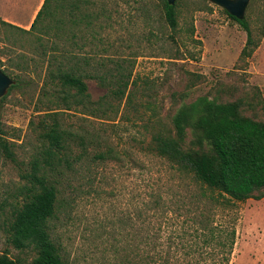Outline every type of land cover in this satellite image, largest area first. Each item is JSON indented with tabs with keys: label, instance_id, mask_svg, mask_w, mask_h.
Here are the masks:
<instances>
[{
	"label": "rangeland",
	"instance_id": "rangeland-1",
	"mask_svg": "<svg viewBox=\"0 0 264 264\" xmlns=\"http://www.w3.org/2000/svg\"><path fill=\"white\" fill-rule=\"evenodd\" d=\"M18 1L0 0L1 67L19 81L0 101V127L15 154L0 152V254L20 264H33L37 255L8 241L5 222L31 185L33 162L43 160L44 134L54 121L46 111L53 108L70 133L62 161L47 167L59 191L53 238L68 264L119 263L141 226L161 222L138 217L144 201L153 193L184 199L197 188L152 147L155 135L173 133L181 104L204 95L238 101L245 115L264 121V0L246 10L255 38H262L247 59H241L247 31L210 0H177V30L161 0H59L31 32L1 23L6 15L25 24L42 0ZM58 66L96 76L86 78L89 98L58 95L62 87L52 83ZM236 209L232 264H264V197Z\"/></svg>",
	"mask_w": 264,
	"mask_h": 264
},
{
	"label": "trees",
	"instance_id": "trees-1",
	"mask_svg": "<svg viewBox=\"0 0 264 264\" xmlns=\"http://www.w3.org/2000/svg\"><path fill=\"white\" fill-rule=\"evenodd\" d=\"M58 1L44 0L29 29L4 19L1 23L31 32L44 16L53 15V4L57 5ZM161 4L168 24L177 30V4L167 0H161ZM74 5L77 3L73 2ZM225 11L248 33L241 52V59H247L262 38H255L247 17L239 19ZM261 35L264 36V26ZM2 64L0 59V67ZM53 72L57 75H52L53 86L62 87L57 89L59 96L81 102L89 98L86 78L96 76L78 73L74 67L62 70L58 66ZM18 85L19 81L15 80L0 101ZM116 93L124 95L125 90L119 87ZM241 108L238 101L218 102L206 95L199 96L176 109L173 133L154 136L153 150L179 171L188 173L197 188L184 199L169 202L163 194L153 193L149 197L151 202L144 201L137 210L138 217L144 221L158 218L161 222L155 229L141 226L135 247L124 261L116 264H232L237 238L236 208L249 198L264 197V121L245 115ZM56 113L53 108L46 111L54 121L44 134L48 143L43 148V160L33 162L32 172L27 175L31 185L24 186V197L18 199L5 222L12 245L36 251L33 264H68L52 234L59 191L49 178L47 167L54 169L62 161L64 156L60 154L69 148L70 134L61 128ZM189 132L193 134L191 140H188ZM12 144L0 127V152L14 159ZM96 158L106 159V155L99 153ZM0 264L20 263L4 252L0 254Z\"/></svg>",
	"mask_w": 264,
	"mask_h": 264
},
{
	"label": "water",
	"instance_id": "water-1",
	"mask_svg": "<svg viewBox=\"0 0 264 264\" xmlns=\"http://www.w3.org/2000/svg\"><path fill=\"white\" fill-rule=\"evenodd\" d=\"M170 4H175L177 0H167ZM224 9L231 15L243 19L245 18L246 10L252 0H210ZM15 83V80L3 71L0 67V98L5 96L10 87Z\"/></svg>",
	"mask_w": 264,
	"mask_h": 264
},
{
	"label": "crops",
	"instance_id": "crops-1",
	"mask_svg": "<svg viewBox=\"0 0 264 264\" xmlns=\"http://www.w3.org/2000/svg\"><path fill=\"white\" fill-rule=\"evenodd\" d=\"M11 1V3H13V4H20L21 2L20 1H18V0H10ZM43 2H44V0H42L41 1V3L34 9V11H33V13H32V15H31V19L28 21V22H26L25 24H22V23H20L18 20V18L17 17H15V16H13V17H10V16H6V15H1L2 16V18L4 19V20H6V21H9V22H13V23H17V24H20V26L22 25V27H24V28H29L31 25H32V23H33V21H34V19H35V17H36V15H37V12L39 11V9L41 8V6H42V4H43Z\"/></svg>",
	"mask_w": 264,
	"mask_h": 264
}]
</instances>
